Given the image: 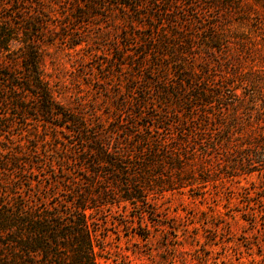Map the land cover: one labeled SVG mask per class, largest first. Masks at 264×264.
I'll use <instances>...</instances> for the list:
<instances>
[{"label":"trees","instance_id":"trees-1","mask_svg":"<svg viewBox=\"0 0 264 264\" xmlns=\"http://www.w3.org/2000/svg\"><path fill=\"white\" fill-rule=\"evenodd\" d=\"M51 48L98 62L91 98L63 102ZM210 190L264 230V0H0V264H98L150 217L169 246L164 198Z\"/></svg>","mask_w":264,"mask_h":264},{"label":"rangeland","instance_id":"rangeland-1","mask_svg":"<svg viewBox=\"0 0 264 264\" xmlns=\"http://www.w3.org/2000/svg\"><path fill=\"white\" fill-rule=\"evenodd\" d=\"M49 52L51 59L47 58L45 61L46 70L52 74L55 81L60 79L66 85L63 102L74 105L77 102V94L85 93L86 98H91V87L83 86L81 89L84 93H77L73 86L75 68L83 71L80 67L82 65L86 74L98 75V62L77 64L73 62V58L58 49L51 48ZM79 80L88 82L86 79ZM261 182V176L253 175L245 179L240 178L238 183L227 181L225 187L233 196H238L241 188L251 187V184L261 187ZM210 191L205 195L204 201L177 194L164 198L170 218L174 216L179 229L184 228L187 231L186 237H183L182 231L177 229L178 244H175V239H171L167 246V234L157 223L153 225L156 217H150L151 219L144 223L149 229L148 240L126 237L125 228L121 229L109 223L101 232L103 240L98 264H264V230L261 229L260 233L261 227L241 219L240 213H225L223 204L226 202L214 195L215 191ZM236 204L237 199L233 198L227 206L238 210ZM161 221L172 223L164 218ZM135 226L138 225L135 223ZM136 232L145 233L141 228Z\"/></svg>","mask_w":264,"mask_h":264}]
</instances>
